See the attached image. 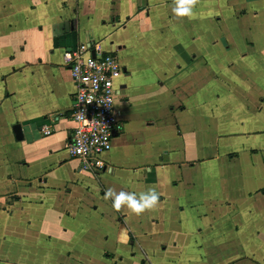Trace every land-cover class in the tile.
Instances as JSON below:
<instances>
[{"label":"crops","instance_id":"0c3cea01","mask_svg":"<svg viewBox=\"0 0 264 264\" xmlns=\"http://www.w3.org/2000/svg\"><path fill=\"white\" fill-rule=\"evenodd\" d=\"M173 7L0 0V264H264V0ZM79 47L121 67L99 172L67 148Z\"/></svg>","mask_w":264,"mask_h":264},{"label":"built area","instance_id":"2783aa9c","mask_svg":"<svg viewBox=\"0 0 264 264\" xmlns=\"http://www.w3.org/2000/svg\"><path fill=\"white\" fill-rule=\"evenodd\" d=\"M64 59L76 87L71 113L75 127L67 148L85 169L99 172L105 169L103 157L121 128L114 87L121 67L115 56L93 57L86 47L66 50ZM43 132L48 135L52 129L45 126Z\"/></svg>","mask_w":264,"mask_h":264},{"label":"clouds","instance_id":"9594fccd","mask_svg":"<svg viewBox=\"0 0 264 264\" xmlns=\"http://www.w3.org/2000/svg\"><path fill=\"white\" fill-rule=\"evenodd\" d=\"M194 0H174L172 12L176 16H191L192 5ZM112 199V207L119 210L121 206H126L132 212L140 214L147 209H151L156 205L159 199V194L152 188L147 192H142L139 195L133 192H116L109 188L105 191V199Z\"/></svg>","mask_w":264,"mask_h":264},{"label":"water","instance_id":"95a60500","mask_svg":"<svg viewBox=\"0 0 264 264\" xmlns=\"http://www.w3.org/2000/svg\"><path fill=\"white\" fill-rule=\"evenodd\" d=\"M14 131L16 133L17 138H21L22 134H21V127H20V125H16L14 127Z\"/></svg>","mask_w":264,"mask_h":264}]
</instances>
